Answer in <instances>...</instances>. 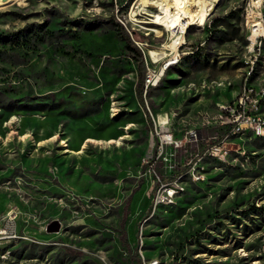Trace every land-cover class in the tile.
<instances>
[{
    "label": "rangeland",
    "instance_id": "obj_1",
    "mask_svg": "<svg viewBox=\"0 0 264 264\" xmlns=\"http://www.w3.org/2000/svg\"><path fill=\"white\" fill-rule=\"evenodd\" d=\"M171 1L0 4V264H264V133L223 109L264 89V0L177 35Z\"/></svg>",
    "mask_w": 264,
    "mask_h": 264
},
{
    "label": "built area",
    "instance_id": "obj_2",
    "mask_svg": "<svg viewBox=\"0 0 264 264\" xmlns=\"http://www.w3.org/2000/svg\"><path fill=\"white\" fill-rule=\"evenodd\" d=\"M120 23L122 21L119 20ZM205 21L202 23L204 25ZM258 37V35L256 36ZM255 37V39H256ZM178 59V57H174ZM173 62V59L170 61ZM161 75V67L158 71L153 70L148 72L144 78L145 88L149 85H155L158 76ZM242 94L239 96L236 103L227 104L223 106V109L227 112V121H230L231 126L228 133H244L250 132L256 133V128H252V121H259V125H264V115L259 111L261 105V99L264 97V89L255 90L254 87L244 86ZM218 146H214L213 150H218ZM172 193V192H171ZM158 197L155 201H158ZM5 229H0V233H4Z\"/></svg>",
    "mask_w": 264,
    "mask_h": 264
},
{
    "label": "bare ground",
    "instance_id": "obj_3",
    "mask_svg": "<svg viewBox=\"0 0 264 264\" xmlns=\"http://www.w3.org/2000/svg\"><path fill=\"white\" fill-rule=\"evenodd\" d=\"M2 1L4 0H0V4ZM147 1L149 2L150 0ZM189 2V0H172L170 3L160 6L161 11L164 12L161 18L164 20L165 26L171 29L173 35H177L180 29L185 30L186 26L189 24L198 22L200 25L205 21L208 2L206 0H194L193 3L195 2L194 5H196L194 9L192 7V9H190L187 6ZM260 29V25L253 24L252 34L250 36L252 43L255 37L260 33ZM176 40H178V38ZM174 48H176V45ZM252 128H256L257 134L264 133V125H259V121H252Z\"/></svg>",
    "mask_w": 264,
    "mask_h": 264
},
{
    "label": "trees",
    "instance_id": "obj_4",
    "mask_svg": "<svg viewBox=\"0 0 264 264\" xmlns=\"http://www.w3.org/2000/svg\"><path fill=\"white\" fill-rule=\"evenodd\" d=\"M229 14L231 15L232 14V11H230ZM221 22H222V20L219 17H216L214 19H211L210 22L205 23V26H207V28H209V30H210V28L212 30H214L217 26H219L221 24ZM107 23L110 24L112 26V28L115 29L116 33L119 36H121V38L124 40V46H125V48L131 49L136 54H139L140 55L139 49L135 45L130 44V41H129L128 36H125V35L122 34V27H121V25H119L113 17H110L107 20ZM5 39H6V37L3 36V34H0V41L1 42H5L6 41ZM164 71H165V69H164ZM142 92H143V75H142V73L139 72L138 73L137 80H136V83H135V94H136V97H137V99L139 101H143L142 100ZM130 198H131V196H130ZM121 239H122V243L126 247H128L129 244H128V241L126 240L125 232L122 233Z\"/></svg>",
    "mask_w": 264,
    "mask_h": 264
},
{
    "label": "water",
    "instance_id": "obj_5",
    "mask_svg": "<svg viewBox=\"0 0 264 264\" xmlns=\"http://www.w3.org/2000/svg\"><path fill=\"white\" fill-rule=\"evenodd\" d=\"M58 228L59 222L56 219L51 220L46 226L47 231H56Z\"/></svg>",
    "mask_w": 264,
    "mask_h": 264
}]
</instances>
